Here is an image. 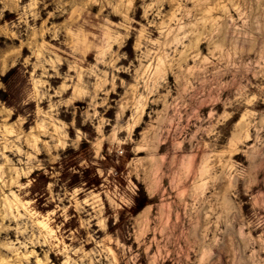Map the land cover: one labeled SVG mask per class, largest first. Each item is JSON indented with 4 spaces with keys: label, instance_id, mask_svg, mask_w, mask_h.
I'll return each mask as SVG.
<instances>
[{
    "label": "rangeland",
    "instance_id": "obj_1",
    "mask_svg": "<svg viewBox=\"0 0 264 264\" xmlns=\"http://www.w3.org/2000/svg\"><path fill=\"white\" fill-rule=\"evenodd\" d=\"M0 264H264V0H0Z\"/></svg>",
    "mask_w": 264,
    "mask_h": 264
}]
</instances>
